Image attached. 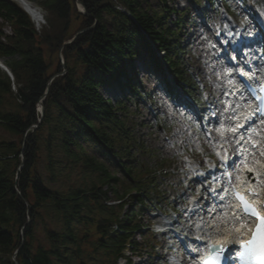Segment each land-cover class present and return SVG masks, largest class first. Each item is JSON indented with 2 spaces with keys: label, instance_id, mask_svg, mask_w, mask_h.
<instances>
[{
  "label": "trees",
  "instance_id": "16d2710c",
  "mask_svg": "<svg viewBox=\"0 0 264 264\" xmlns=\"http://www.w3.org/2000/svg\"><path fill=\"white\" fill-rule=\"evenodd\" d=\"M27 1L39 4L47 15L41 33L16 3L0 0V59H8L5 65L14 79L0 70V128L11 138L0 140V264H118L129 245L135 254L144 248L156 254L153 234L141 232V216L148 204L162 211L170 204L160 191V179L153 175L154 166L142 165L139 159H156L157 167L165 163L129 128L124 104L112 105L101 88L125 86L135 101L141 99L130 73L135 59L141 58L166 90L169 73L202 106L194 79L179 62L182 50L177 39L185 13L169 8L171 0H157L159 13L146 7L149 0H78L87 16L78 12L77 0ZM255 1L264 7V0ZM117 4L134 20L117 10ZM173 16L177 19L167 24ZM6 24L12 35L3 32ZM41 101L42 119L37 113ZM11 105L15 109L7 110ZM77 139L92 141L122 178L89 156ZM53 147L67 168L82 167L96 174L97 181L67 192L47 187L39 165L46 149L50 154L46 167L52 178L57 177L56 165L61 162L52 156ZM111 195L119 205H107ZM45 211L64 223L62 232L47 231L50 248L35 245L36 226ZM81 223L86 230L78 234L76 225ZM137 233L143 242L135 241Z\"/></svg>",
  "mask_w": 264,
  "mask_h": 264
},
{
  "label": "rangeland",
  "instance_id": "374dc122",
  "mask_svg": "<svg viewBox=\"0 0 264 264\" xmlns=\"http://www.w3.org/2000/svg\"><path fill=\"white\" fill-rule=\"evenodd\" d=\"M254 2L255 0H226V3L231 8V16H229L218 3V5L209 4L207 0L167 1L169 8L186 13L185 18L182 19L184 24L177 39L179 48L182 50L179 56L180 67L199 84L207 109L210 108L211 110L210 106L212 104V107L215 108L217 106L223 114L222 106L224 101L222 100V92L219 90L222 87V83L217 85L220 80V71L207 68L205 65L206 60L202 55L205 52L207 60L210 59L212 61L214 58L212 62L214 65L217 64V58L219 57L217 56L219 53L218 41L225 44L229 41L231 46H235L240 38L247 42L249 40H260L255 23L260 24L264 21V7ZM34 6L39 7L38 5ZM146 7L152 12L159 13L161 11V4L157 0H149L146 3ZM46 17L47 15L43 11L41 21L44 24L40 33L47 27ZM176 19L173 16L166 23L170 25L171 20ZM3 32L6 35L13 33L9 24L4 25ZM259 45L260 43L258 42L257 46ZM210 51L213 53V58ZM162 55L163 53L160 54V56ZM230 56L233 57V53ZM1 61L5 63L8 62V59L1 58ZM54 62L56 65V57ZM145 62L141 58L135 59L130 71L133 76V83L144 94L142 99L134 101L125 86L117 87L114 84H110L107 88L102 86L101 92L112 105L124 104L128 110L126 116L129 118L127 122L129 128L134 131L138 140L146 148L153 151L152 153L160 159L166 160L165 169L170 171L171 174L160 179V191L166 194V197L172 203V207L178 212H169L170 220L163 219V221L178 224L183 228L186 223L183 213L189 209L193 211L192 205L199 198H203L205 201L208 200L201 187L197 185L196 176L191 173V165H195L196 169L199 168L201 170L203 168V177L206 180L208 179L211 172L216 169L213 165L214 158L209 156L210 152L213 151L211 142H217V146L224 143V128L220 124H215L214 118H209L208 127L204 128L201 119H199L200 117L195 115L191 108L176 101L174 102L164 92L159 82L160 79ZM221 76L223 79L226 78L225 73ZM166 80L169 82L170 79L166 78ZM6 109L12 111L15 107L11 105L6 107ZM56 125L57 120L50 125L51 130ZM224 126L228 130H233V127L229 125L228 119L224 122ZM65 133L74 137L69 130H65ZM43 134L47 140L50 130H46ZM1 139L11 140L10 136L0 128ZM77 141L84 146L89 156L105 164L111 173L117 174L122 178L121 174L116 171V165L109 160L108 155L102 153L92 141L81 139H77ZM52 153L55 160L61 162L56 165V178H52L51 172L46 167L50 156L46 149L42 151L43 159L39 165V171L50 189L67 192L69 189L86 187L97 181L96 174L82 167H77L73 170L67 168V161L58 153L56 147H53ZM154 162V160H149L148 156H142L139 159V163L142 165L153 166ZM206 185H209L208 181ZM212 187L217 189L216 184H213ZM111 196V200H114V196ZM133 210L137 212V208ZM197 210L201 211V209ZM150 212V209L145 211L142 216L144 221L151 220ZM90 217L94 218L95 214L90 215ZM157 220L161 221L160 218ZM63 224V219L57 217L54 212H43L35 230V245L38 244L50 248L51 244L47 238V231L62 232ZM76 230L78 234L81 230H86L84 223L77 224ZM171 230L172 232H169L166 236L156 235V240L160 242L156 249L160 259L158 257L149 258L150 254L143 252V258L141 260L133 258L132 264H164L163 262L174 264L169 260L170 257L168 255L171 248H177L174 242L171 243L169 241L176 234L174 233L175 228L171 227Z\"/></svg>",
  "mask_w": 264,
  "mask_h": 264
},
{
  "label": "bare ground",
  "instance_id": "6f19581e",
  "mask_svg": "<svg viewBox=\"0 0 264 264\" xmlns=\"http://www.w3.org/2000/svg\"><path fill=\"white\" fill-rule=\"evenodd\" d=\"M15 1H19L20 5L22 6V8L32 17L34 18L35 21H40V16L37 12V10L28 2H22L20 0H15ZM228 46L230 47V45L228 44ZM230 51H233L232 48H230ZM211 53V51H210ZM202 57L206 60V67L212 69V62L214 60H210V59H206V53L204 52V55H202ZM212 57V55H211ZM0 64L3 65L2 61L0 60ZM214 68L215 70L217 69V65L214 64ZM264 154V152H263ZM264 162V161H262ZM192 173H196V171L194 169H192L191 171ZM253 175L249 174L248 177H253L255 175H259V172H252ZM264 180V179H262ZM233 208L230 212H228L226 215H222V218L224 219L222 222H219V224H216L214 226H210V222L208 223H203V225L201 226V228L204 230V232L206 231L207 234H213V236H215V238H219V242L225 241H232L234 242L235 237H233V235L231 234V231L228 230L230 229V227L232 228V233H234V236H238L239 233L241 234L240 236L243 239H247L250 235V231H246V229L244 227H242L241 225H235L233 223ZM196 214L198 215V212H196ZM212 225V223H211ZM200 228V230H202ZM205 236V235H204ZM209 237V236H208ZM205 239H208L207 237ZM217 240V241H218ZM194 242H196L195 239H193ZM207 243L201 244L203 245L202 247L205 248Z\"/></svg>",
  "mask_w": 264,
  "mask_h": 264
},
{
  "label": "snow or ice",
  "instance_id": "6c2138e0",
  "mask_svg": "<svg viewBox=\"0 0 264 264\" xmlns=\"http://www.w3.org/2000/svg\"><path fill=\"white\" fill-rule=\"evenodd\" d=\"M260 110L262 112H264V108H262ZM241 202L244 204V211L246 213L252 214V215H258L256 209L253 206H251L250 204H248L247 201L243 200L242 197H241ZM261 219L264 220V218H261ZM213 247L215 248V246H213ZM243 247L251 248V250L256 255L258 260L261 261V264H264V243L257 244V241L254 239L252 242H250V244L243 245ZM220 251L225 252V251H227V249H225L223 246H221Z\"/></svg>",
  "mask_w": 264,
  "mask_h": 264
},
{
  "label": "water",
  "instance_id": "95a60500",
  "mask_svg": "<svg viewBox=\"0 0 264 264\" xmlns=\"http://www.w3.org/2000/svg\"><path fill=\"white\" fill-rule=\"evenodd\" d=\"M81 5V4H80ZM82 6V5H81ZM82 9L84 10L83 12H84V14L87 16V13L85 12V9L83 8V6H82ZM76 38V37H75ZM74 38V39H75ZM71 42H68L67 44H70ZM39 108H40V110H41V114H42V117L44 116V108H43V104H42V102L40 103V106H39Z\"/></svg>",
  "mask_w": 264,
  "mask_h": 264
},
{
  "label": "built area",
  "instance_id": "2783aa9c",
  "mask_svg": "<svg viewBox=\"0 0 264 264\" xmlns=\"http://www.w3.org/2000/svg\"><path fill=\"white\" fill-rule=\"evenodd\" d=\"M37 27L40 28L41 27V24H38Z\"/></svg>",
  "mask_w": 264,
  "mask_h": 264
}]
</instances>
